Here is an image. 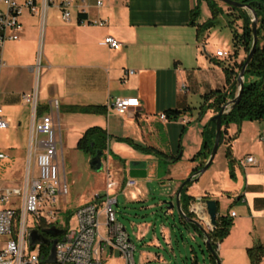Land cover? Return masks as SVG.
<instances>
[{"label":"crops","instance_id":"0c3cea01","mask_svg":"<svg viewBox=\"0 0 264 264\" xmlns=\"http://www.w3.org/2000/svg\"><path fill=\"white\" fill-rule=\"evenodd\" d=\"M33 1L38 4L39 12L32 14L23 9L18 40L6 39L1 48L4 66L0 79L6 69V95L0 105L7 127L9 124L15 127L17 123L21 136L13 138L8 146L24 154L27 148L29 158L33 113L28 110L23 114L30 106L23 103L22 94L33 91L37 82V100L46 104L38 105L36 116L51 114L59 125L62 142V131L70 138V150H78V139L90 127L98 126L107 132L102 169L105 184L107 179L116 184L113 192L117 204L119 194L124 201L151 199L150 181H155L167 194L161 203L172 202L171 209L166 206V213H171L176 209L179 185L201 168L202 157H193L202 146L205 126L215 114L212 109L200 112L202 96L225 87L222 66L227 63L226 57L215 54L224 50L205 38V33L198 38L195 26L190 24L196 0H104L101 7L96 6L95 0H72L68 22L62 20L56 6L43 9L41 0ZM198 18V23L204 22ZM94 20H102L104 24H91ZM106 36H112L121 45L109 47L103 43ZM241 54L242 50L238 60ZM118 97H136L139 106L118 113L110 105ZM52 100L58 101L61 115L49 107ZM88 105L103 109L97 112L78 109ZM169 110L178 111V116L161 119L160 115ZM263 128L264 121L246 120L239 125L222 126V141L210 166L195 176L185 191L191 198L188 210L192 205L197 207L201 218H205H202L204 225L207 213L203 200H215L217 216L227 214L232 219L226 239L232 235L255 234L259 243L252 247L264 243V140L259 137ZM147 143L174 160L159 159L132 145ZM228 147L234 160L231 173L226 157ZM62 148L63 144L61 153ZM80 152L88 163L89 157ZM248 157H253L254 163H247ZM132 161H146V177L126 186ZM104 191L105 185L102 194ZM237 207L239 212L235 210ZM180 224L187 234L204 242L205 236L199 230L184 226L181 219ZM174 227L177 226L170 223L168 227L162 225L164 239H170ZM150 229L145 224L135 231L144 237ZM204 229L209 230L205 226ZM150 245L158 243L151 240ZM229 249L226 240L218 243L220 253ZM117 256L115 252H105L101 262ZM161 258L159 254H148L146 260ZM263 259L264 254L258 264ZM193 261L197 264L196 258Z\"/></svg>","mask_w":264,"mask_h":264},{"label":"built area","instance_id":"2783aa9c","mask_svg":"<svg viewBox=\"0 0 264 264\" xmlns=\"http://www.w3.org/2000/svg\"><path fill=\"white\" fill-rule=\"evenodd\" d=\"M0 71L4 66L1 48L6 39L18 40L22 30L19 20L23 9L30 13L39 12L38 4L33 0L18 3L16 0H0ZM43 9L54 5L61 11V18L68 22L71 19L70 8L72 0H41ZM97 7L104 4V0H95ZM84 22V21H81ZM91 24L102 26V20H94ZM103 43L111 48H117L121 43L112 36H106ZM216 56L227 57L228 53L222 50L215 52ZM39 64V63H38ZM23 103L31 107L33 113L29 158L33 156V166L28 163L23 188H5L0 190V264H102L101 256L105 252H115L122 264H134V245L129 239L125 228L117 222L114 206L117 205V196L113 189L116 184L107 179L105 191L102 195H95L91 201L82 204L74 211L73 224L64 222L58 216L56 206L58 198L67 194V183L64 174L61 175V166L58 154L62 147V138L59 125L51 114L36 116L38 108L37 88L28 94H22ZM49 107L58 110L57 100L49 102ZM110 105L118 113H125L129 108L139 106L136 97L114 98ZM161 119L167 118L165 114ZM0 105V129H5ZM260 140H264V128L260 133ZM7 155L0 152V159ZM28 158V159H29ZM29 161V160H28ZM254 163L253 157L245 160ZM136 179L128 177L126 186H133ZM19 197V206L14 208ZM191 211L200 219V211L192 205ZM232 216L234 213L231 214ZM103 217V222L100 218ZM208 225V222L206 220ZM209 226V225H208ZM56 227L64 229L58 236L46 235L56 239L54 244V262L44 260L42 247H49L37 243L28 244V231L30 229ZM37 248V254L27 253L26 250ZM264 264V259L262 260Z\"/></svg>","mask_w":264,"mask_h":264},{"label":"rangeland","instance_id":"374dc122","mask_svg":"<svg viewBox=\"0 0 264 264\" xmlns=\"http://www.w3.org/2000/svg\"><path fill=\"white\" fill-rule=\"evenodd\" d=\"M203 2L198 19L205 21L210 17L211 12L207 3L205 1ZM218 4L224 10L228 9L222 2L218 1ZM239 26L240 22H236L235 27L238 32L241 31ZM204 33L205 38L208 37V40L214 45H218L225 52L233 54L231 30L223 17L219 18L216 25L211 26ZM40 55L38 53L37 57H40ZM241 56H244L243 52ZM3 57L6 59V44ZM34 84V88H36L37 82ZM4 95H6V69L1 72L0 102H2ZM45 104L41 100L38 101L39 106ZM28 110L30 112L31 107H27L23 111V114ZM3 112L6 116V108L3 109ZM59 114L61 115V112L58 108ZM153 119H156V117H153ZM19 130L17 123L15 127L9 124L7 128L0 130V152L7 155L6 158L0 159V190L5 188L22 189L27 165L29 163L31 168L33 166V156L30 155L28 159L27 148L24 154L22 151L18 152L16 149L8 146L13 138L20 139ZM64 134L65 132L62 131L63 148L62 153L59 152L58 154V162L61 166V175L64 174L66 179L68 192L66 195L58 198L56 206L59 218L64 222L68 221L73 224L75 221L74 211L76 207L85 199L97 194L102 195L105 185V178L103 176L105 171L103 169L99 171L90 169L89 164L85 161V156L80 151L69 149L70 138H66ZM150 185L153 196L151 199L124 201L121 194H119L118 204L114 206L117 222L125 228L130 241L134 245V264H192L195 258L197 264H211L204 242L198 236L191 237L187 234L180 224L177 210L173 209L171 213H166V205L161 203L162 200L167 198L163 186L155 181H150ZM13 199L16 201L11 206L17 208L19 206V197L15 196ZM3 206L4 204L0 203V208ZM239 209L238 207L235 208L237 212L240 211ZM100 221L103 222V217L100 218ZM169 223L170 225L175 224L177 227H174L168 240L167 238L164 239L161 229L162 225L168 227ZM145 224H149L151 229L149 233L141 237L135 231V228H139ZM229 238H224L220 242V244H223L226 240L227 244L230 245L227 253H220L217 248L219 264H251L247 254V248L259 243L257 240L258 236L252 234L246 237L240 234L238 236L232 235ZM151 240H155L158 245H150ZM26 252L37 254V248L27 249ZM148 254L151 256L159 254L162 258L160 260L147 261L146 257ZM103 264H122V261L117 256L114 259H108Z\"/></svg>","mask_w":264,"mask_h":264},{"label":"trees","instance_id":"16d2710c","mask_svg":"<svg viewBox=\"0 0 264 264\" xmlns=\"http://www.w3.org/2000/svg\"><path fill=\"white\" fill-rule=\"evenodd\" d=\"M202 1H205L207 3L211 15L204 22L198 23L197 18L200 14V3ZM233 1L246 3L255 11L257 23V44L252 58L244 71V84L239 101L232 109L221 116V125L223 127H226L230 123L239 125L242 121L245 120L264 121V0ZM227 7L228 9L224 10L222 6L218 4L217 0H196V5L190 13V24L195 26L198 38L204 33L205 30H208V28H210L211 26L216 25L219 18L223 17L226 21L227 26L231 30V40L234 50L233 54L228 53V56L226 57L227 63L222 66L225 77V87L223 89L210 90L202 96V104L200 105L201 113L205 112V110L207 109H212L216 114L219 111L220 107L225 104L228 99L234 97L237 91L236 76L245 60V57L252 43V17L249 11L244 8L231 6ZM236 22H240V32H238L235 27ZM240 50H242L244 56L238 60ZM78 109L83 112H97L103 109V107L88 105ZM178 113V111L169 110L165 112V115L167 118H176L178 116ZM214 132L215 125L209 121L202 132V146L193 157V159L202 157L201 167L204 165L212 148ZM107 140V132L101 127L93 126L84 131V133L76 143V148L90 158L95 154L96 151H102L103 153V151L106 150ZM221 141L222 134L220 137V142ZM132 145H134V147H136L140 151L152 154L159 159H168V161L174 160V158L167 156L161 149H159L152 143H147L144 146H139L136 144ZM226 157L228 159L231 173V165L232 163H234V160L230 152V147L227 148ZM231 176L233 177V174H231ZM190 183L191 182L185 183L179 199L182 210L188 216L193 217V214L188 210V204L191 198L186 196L185 194L186 188L190 185ZM181 221L184 226L191 227L194 231L198 232L196 226L188 224L182 219ZM231 226L232 219L229 215L226 214L217 217V224L215 228L211 232H208L209 242L213 250L217 251L218 243H220L224 238L227 237ZM41 250L45 257V260L49 255L50 248L42 247ZM206 251L210 258L211 264H215L214 258L210 255L208 249H206ZM247 254L251 264H258L261 256L264 254V243L258 244L251 248H247ZM193 262V264H195V261Z\"/></svg>","mask_w":264,"mask_h":264},{"label":"water","instance_id":"95a60500","mask_svg":"<svg viewBox=\"0 0 264 264\" xmlns=\"http://www.w3.org/2000/svg\"><path fill=\"white\" fill-rule=\"evenodd\" d=\"M219 2H222L226 4L227 6L231 7H238V8H244L249 11L252 19H251V31H252V43L251 47L245 57V60L239 69V72L236 76V82H237V91L233 98L228 99L225 104H223L219 111L214 114L210 118V122H212L215 125V132H214V139H213V145L210 150L209 156L206 159L204 165L198 169L196 172H194L191 176L187 177L180 185L176 193V201H175V207L177 209L179 217L184 220L188 224H192L198 228V230L205 236L204 244L206 249H208L210 255L214 258L215 264H219L217 253L215 250L212 249L209 239H208V233L202 226L201 222L199 221V218L190 210L189 212L193 214V217L188 216L180 206L179 196L180 193L185 185L186 182H191L193 178L202 172H204L211 164V161L213 160L216 151L219 146L220 137L222 134V125H221V116L228 112L230 109H232L239 101L242 90H243V84H244V71L246 66L248 65L249 61L252 58V55L255 51V47L257 44V23H256V13L255 11L246 3H239L233 0H217ZM102 151H96L93 156L89 158V167L90 169L94 171H99L102 169ZM179 157V156H178ZM146 167L147 163L146 161H132L129 163V169H128V177L134 178V179H141L146 177ZM203 203L205 204L206 213L209 217L210 223L213 227L217 224V203L215 200H203ZM166 206L171 209L173 207L172 202H168ZM64 233V229L62 228H56V227H49V228H42V229H30L28 231V244L29 246H34L37 243L48 246H50L49 255L45 259V262L47 263H53L54 262V244L56 242V239H51L46 235L50 236H58L62 235Z\"/></svg>","mask_w":264,"mask_h":264},{"label":"bare ground","instance_id":"6f19581e","mask_svg":"<svg viewBox=\"0 0 264 264\" xmlns=\"http://www.w3.org/2000/svg\"><path fill=\"white\" fill-rule=\"evenodd\" d=\"M180 206H181V205H180ZM181 209H182V208H181ZM190 210H191V209H190ZM190 210H189V211H190ZM199 221L201 222V224H202L203 227H204V226H205V227H208L209 230H207V233H208V232H211V231L215 228V227H213V226L211 225L208 215H207V222H208V225H209V226L207 225V223H206V225H204L203 220H200V219H199ZM205 230H206V229H205ZM208 239H209V238H208Z\"/></svg>","mask_w":264,"mask_h":264},{"label":"flooded vegetation","instance_id":"af4514ba","mask_svg":"<svg viewBox=\"0 0 264 264\" xmlns=\"http://www.w3.org/2000/svg\"><path fill=\"white\" fill-rule=\"evenodd\" d=\"M40 229H42V228H40Z\"/></svg>","mask_w":264,"mask_h":264}]
</instances>
